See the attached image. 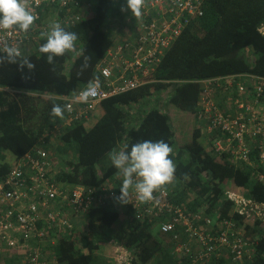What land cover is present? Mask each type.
I'll use <instances>...</instances> for the list:
<instances>
[{
  "label": "built area",
  "instance_id": "obj_1",
  "mask_svg": "<svg viewBox=\"0 0 264 264\" xmlns=\"http://www.w3.org/2000/svg\"><path fill=\"white\" fill-rule=\"evenodd\" d=\"M23 2L34 15V23L27 32L15 27L0 30V50L18 46L24 56L38 52L53 22L70 27L83 21L94 7L89 0ZM204 4L205 0H141L140 15L126 18L122 34L113 36V45L97 64L102 78L72 95L54 96L65 105L63 124L55 132L88 119L104 99L152 82L166 51L191 22L204 15ZM259 31L264 34V22ZM196 82L201 86L195 113L203 144L214 157L264 185V75L241 72ZM86 94L87 101L81 102ZM55 132L48 131L46 140ZM63 171L50 149L38 143L11 163L0 180V264H62L56 255L59 241L79 239L95 207L159 227L172 255L182 264L254 262L260 234L247 235L246 226H258L264 232V200L253 196L250 188L227 191L217 204L193 191L180 202L172 190L174 174L171 182L154 191L151 200L140 201L129 189L127 202H122L117 199L123 179L119 172L98 185H69L57 179ZM196 197L203 201L192 207ZM226 201L239 219L223 215ZM107 248L100 254L110 258L111 264H134L133 250L123 243L112 241ZM106 250L112 254L106 255Z\"/></svg>",
  "mask_w": 264,
  "mask_h": 264
},
{
  "label": "trees",
  "instance_id": "obj_2",
  "mask_svg": "<svg viewBox=\"0 0 264 264\" xmlns=\"http://www.w3.org/2000/svg\"><path fill=\"white\" fill-rule=\"evenodd\" d=\"M89 1L94 6L93 12L83 21L66 27L77 34L74 48L57 57L54 64L47 63L39 50L27 56L35 64L30 72L26 68L21 70L18 63L0 62V86L12 89H0V180L16 158L38 143L50 149L64 168L58 181L98 185L119 172L112 164L105 169L100 165L108 153L119 149V144L124 143L121 151L141 140H164L172 148L170 157L176 166L172 190L178 201H185L193 191L204 196L203 200L217 204L225 192H245L247 188L257 199L264 200V185L250 181L249 173L208 151L201 140L202 130L195 113L201 92L196 80L241 72L264 75V34L259 31L264 22V0H205L204 15L191 22L166 51L152 82L104 99L88 119L55 132L56 126L63 124L65 105L54 96L72 95L101 79L97 64L114 43L110 23L115 21L114 17L119 22L121 3ZM85 57L89 58L87 67H83ZM153 90L167 92L169 110L158 105L147 111L134 108ZM46 94L52 97H45ZM53 105L61 106V116L51 115ZM177 116L185 123L178 124ZM187 129L192 137L182 142ZM50 130L55 134L46 140ZM41 138L46 142H39ZM73 145L78 149L76 160L67 154ZM7 150L11 160L6 158ZM201 199L190 205L198 206ZM222 213L239 219L229 201L224 202ZM86 229L79 239L65 237L59 241L56 255L62 264H111L112 260L103 257L100 251L112 241L133 250L134 264H182L172 255L170 244L160 232L154 231V225L129 220L116 210L92 208ZM246 229L247 235L256 231L260 234L254 262L249 264H264L262 228L248 224Z\"/></svg>",
  "mask_w": 264,
  "mask_h": 264
},
{
  "label": "clouds",
  "instance_id": "obj_3",
  "mask_svg": "<svg viewBox=\"0 0 264 264\" xmlns=\"http://www.w3.org/2000/svg\"><path fill=\"white\" fill-rule=\"evenodd\" d=\"M127 5L135 16L140 15L141 0H127ZM34 15L26 8L23 0H0V30L18 28L27 32L33 25ZM45 42L40 45L39 52L44 54L46 62L54 64L57 57L65 55L75 46L77 34L66 30L59 22H53L45 33ZM0 62L20 65L21 70L26 68L29 72L35 68L32 60L22 55L18 46L7 45L2 50ZM88 57L84 58L83 67H87ZM87 101V94L81 102ZM51 115L59 117L62 108L53 105ZM172 148L164 140H141L125 150L117 151L110 157L111 164L123 177L120 186V196L117 198L127 202L129 189H132L140 201L153 198L158 188L172 181L175 173V164L170 153Z\"/></svg>",
  "mask_w": 264,
  "mask_h": 264
},
{
  "label": "rangeland",
  "instance_id": "obj_4",
  "mask_svg": "<svg viewBox=\"0 0 264 264\" xmlns=\"http://www.w3.org/2000/svg\"><path fill=\"white\" fill-rule=\"evenodd\" d=\"M117 3H121L120 4V10L122 11L121 14L119 15L120 18H119V22H116V18L114 17L112 20H115L113 22L110 21V18H109V21L111 22L110 25L112 26L113 28V36L114 35H121L122 34V30H123V27H124V24L126 22V18L129 16V15H133L131 9L128 7L127 5V0H116ZM118 18V17H117ZM109 23V22H108ZM73 59V58H72ZM72 59H70V61H68L67 63V66L69 67L71 62H72ZM45 97H49L47 94ZM144 100L141 101L140 103H137V104H134V108H141V109H144V110H149L150 108L158 105L159 107H161L162 109L164 110H169V107H170V104H169V97L166 95V92L165 91H162V90H153L149 96L143 98ZM177 119L178 121V124L181 122H183V124L185 123V121H183V119L180 117V116H177ZM89 123H93L92 120L89 121ZM189 124V123H188ZM183 138L180 140L182 142H186V141H189L192 137L191 135V132L190 130L187 129V131L184 132ZM56 145H58V141H57V138L56 137H53ZM124 147V143L122 144H119V149H122ZM119 149H116V150H112L110 153H108V155H106L104 157V159L101 161L100 165L103 169L107 168L110 164H111V160H110V157L113 153L119 151ZM5 154H6V158L8 160H11V153L7 150L5 151ZM68 154V157H70L71 159L73 160H76L77 159V156H78V149H77V146L73 145L71 146L70 148V152L67 153ZM159 227L155 226V229L154 231L156 233H159ZM103 249H108L107 247H103ZM103 252V251H102ZM106 255L111 253V251H105Z\"/></svg>",
  "mask_w": 264,
  "mask_h": 264
}]
</instances>
